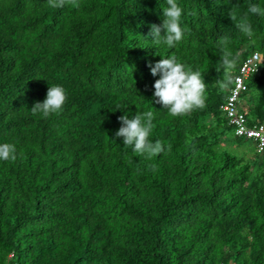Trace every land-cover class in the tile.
Instances as JSON below:
<instances>
[{
  "label": "trees",
  "instance_id": "16d2710c",
  "mask_svg": "<svg viewBox=\"0 0 264 264\" xmlns=\"http://www.w3.org/2000/svg\"><path fill=\"white\" fill-rule=\"evenodd\" d=\"M177 3L169 48L150 34L166 0H0V144L16 146L0 159V264H264V156L220 110L256 52L241 110L264 117V17L248 14L251 41L229 17L264 0ZM223 38L238 56L221 89ZM169 56L200 72L204 107L172 116L156 102L149 64ZM55 84L59 115H33ZM146 111L165 147L151 158L115 136L118 117Z\"/></svg>",
  "mask_w": 264,
  "mask_h": 264
},
{
  "label": "clouds",
  "instance_id": "9594fccd",
  "mask_svg": "<svg viewBox=\"0 0 264 264\" xmlns=\"http://www.w3.org/2000/svg\"><path fill=\"white\" fill-rule=\"evenodd\" d=\"M66 2L67 0H48L49 5L54 8L63 7ZM166 3L167 7H163L164 19L162 24H152L150 34L153 37L152 40L154 44H165L167 47L172 48L182 39V28L180 24L182 8L178 5L177 0H166ZM249 13L264 17V7H260L258 4H251L248 7L247 13L239 17L237 10L233 8V10L229 12V17L236 22L237 28L244 35L249 37L251 41L255 34L248 18ZM220 43L222 53L220 57V68L223 69L225 77V81L220 84V87L223 89L229 82L231 74L236 68L238 54L233 53L228 45L227 38H223ZM149 68L154 77L157 75L160 77L155 80L153 84L155 89L153 96L156 99V102L162 103L172 116H179L183 113H187L194 107L202 108L205 106V83L202 82L199 71H193L187 65L180 63L175 56H169L166 58L162 57V59L156 61L154 64L150 63ZM219 70L220 69H218V71ZM241 93L242 91L239 93L236 108L238 112L243 113L246 125L251 127L262 121L264 117L252 123L248 122L247 112L238 109V101ZM65 100L66 90L61 85H49L46 98L43 102L36 101L31 107V112L33 115L40 113L45 118L52 114L59 115ZM221 112L223 113L222 110ZM223 115L226 123L231 127V134L236 138H243L244 140L251 142L252 151L264 156V150L257 147V142L251 138L245 137V135H236L233 126L228 123L224 113ZM153 117L154 114L152 111H146L143 113L137 112L131 119H129L128 115L124 114L118 117L121 122V127L115 133V136L123 137V145L125 147H131L133 151L142 155L146 154L148 158H151L153 155L165 151V147L159 140H156L153 143L148 139L149 133L154 127ZM168 150H170V145L168 146ZM15 153L16 146L14 143L0 144V159L4 161H8L9 159L15 160Z\"/></svg>",
  "mask_w": 264,
  "mask_h": 264
},
{
  "label": "built area",
  "instance_id": "2783aa9c",
  "mask_svg": "<svg viewBox=\"0 0 264 264\" xmlns=\"http://www.w3.org/2000/svg\"><path fill=\"white\" fill-rule=\"evenodd\" d=\"M257 53L253 52L246 57L238 67L233 77L232 86L228 90L221 110L225 114L228 123L233 126L236 135H245L257 142V147L264 150V119L257 124L248 127L243 113L238 112L236 102L239 93L245 89L244 79L256 69Z\"/></svg>",
  "mask_w": 264,
  "mask_h": 264
},
{
  "label": "rangeland",
  "instance_id": "374dc122",
  "mask_svg": "<svg viewBox=\"0 0 264 264\" xmlns=\"http://www.w3.org/2000/svg\"><path fill=\"white\" fill-rule=\"evenodd\" d=\"M249 105H250V100L247 99L246 96L241 95V97L239 98V101H238V109L241 110V107H243V106H244V108H248ZM245 145H246L245 147H246L247 152H249V154H251L252 153L251 142L247 141Z\"/></svg>",
  "mask_w": 264,
  "mask_h": 264
}]
</instances>
